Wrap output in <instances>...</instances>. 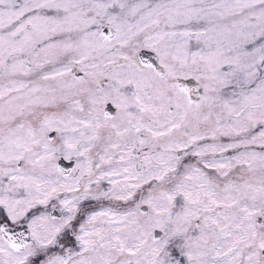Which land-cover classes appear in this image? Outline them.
I'll use <instances>...</instances> for the list:
<instances>
[{
	"label": "snow or ice",
	"instance_id": "snow-or-ice-1",
	"mask_svg": "<svg viewBox=\"0 0 264 264\" xmlns=\"http://www.w3.org/2000/svg\"><path fill=\"white\" fill-rule=\"evenodd\" d=\"M0 264H264V0H0Z\"/></svg>",
	"mask_w": 264,
	"mask_h": 264
}]
</instances>
